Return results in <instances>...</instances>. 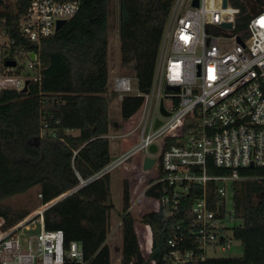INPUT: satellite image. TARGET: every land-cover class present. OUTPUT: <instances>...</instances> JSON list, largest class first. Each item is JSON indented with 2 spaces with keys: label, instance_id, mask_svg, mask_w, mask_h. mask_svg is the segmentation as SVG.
I'll list each match as a JSON object with an SVG mask.
<instances>
[{
  "label": "trees",
  "instance_id": "16d2710c",
  "mask_svg": "<svg viewBox=\"0 0 264 264\" xmlns=\"http://www.w3.org/2000/svg\"><path fill=\"white\" fill-rule=\"evenodd\" d=\"M119 66L133 74L140 93L151 89L164 24L173 0H117ZM240 9L235 32L244 30L249 16L243 0H228ZM264 1V0H263ZM16 45H32L15 35ZM39 82H30L26 93L0 94V230L29 216L32 210L15 212L2 201L38 188L40 206L69 192L43 213L44 228L61 231L64 246L79 242L86 264H110L106 244L112 209L110 176L81 186L110 161L108 96V0H81L78 13L69 19L39 50ZM142 98L127 96L119 103L122 122L134 116ZM74 132L77 135H74ZM170 142V141H168ZM207 175L225 176L230 171L207 164ZM238 180L228 184L231 210L222 201L216 214L223 222L238 221L242 255L208 258L188 264H264V169L238 170ZM152 182V180H150ZM217 185L207 184V200L214 204ZM144 196L159 200L155 185ZM201 196L192 189L175 212L161 205L143 214L139 222L150 230V253L145 258L130 212L126 180L121 185L120 264H168L172 251L201 253L197 228L192 227L190 207ZM257 198V199H255ZM212 208V206H211ZM224 226V227H223ZM174 240V247L167 242ZM180 239H182L180 241Z\"/></svg>",
  "mask_w": 264,
  "mask_h": 264
},
{
  "label": "built area",
  "instance_id": "2783aa9c",
  "mask_svg": "<svg viewBox=\"0 0 264 264\" xmlns=\"http://www.w3.org/2000/svg\"><path fill=\"white\" fill-rule=\"evenodd\" d=\"M192 3L172 2L147 94L140 93L134 78L119 77L111 82L119 103L127 96L143 100L132 130L122 136H106L133 143L82 182L85 185L121 167L133 168V159L141 155L142 167L145 158L154 160L152 167L156 165V176L147 182L144 192L159 185L161 198L149 199L170 214L184 196L198 188L201 196L191 205L190 214L201 253L172 251L166 257L168 264L203 260L205 248L214 243L227 249L229 243L220 238L222 222L216 214L226 200L228 184L239 179V169L251 164L264 169V1H250L253 10L244 2L249 19L237 33L240 9L228 0L225 8L222 0H198L196 7ZM80 4L81 0H0V94L20 93L25 81L39 82L42 42L56 33L58 22L76 15ZM224 23L231 28H222ZM15 35L34 49L16 45ZM9 61L15 66H6ZM161 102L167 117L160 114ZM156 120L160 125L154 128ZM151 146L154 153L149 152ZM208 161L229 170L230 175H207ZM209 182L217 185L218 199L212 205L206 197ZM68 194L0 230V264H86L79 242L65 247L61 231L44 228V211ZM224 208L227 211L226 202ZM21 239L26 240V249H22ZM167 244L174 247L175 242L169 239Z\"/></svg>",
  "mask_w": 264,
  "mask_h": 264
},
{
  "label": "rangeland",
  "instance_id": "374dc122",
  "mask_svg": "<svg viewBox=\"0 0 264 264\" xmlns=\"http://www.w3.org/2000/svg\"><path fill=\"white\" fill-rule=\"evenodd\" d=\"M226 43L228 45L230 44V42ZM119 77H129L131 78V81L134 78L131 72L123 70L119 66L118 1L108 0V96L114 94L111 82L114 78ZM108 115L110 128L107 136H122L123 133L132 130L137 122V114L132 116L126 122H122L119 115V101H117V97H111ZM74 135H77V133L74 132ZM127 138H129V136H123V139ZM108 141L111 157L110 162H113L120 155L122 150L128 149L133 143L132 140H125L122 142L121 139L110 138H108ZM132 163L134 164L133 168H129L130 166H127L128 168L121 167L113 170L109 174V192L112 209L109 217V229L106 244L110 251V264H120L121 236L119 213L121 210V185L123 180H126L128 183L130 193V212L135 220L134 229L138 241L139 243L142 241L140 243L142 254L147 258L150 253V230L149 227L141 224L139 220L143 214L154 211L157 208V204L154 201L144 196V189L147 182L156 176V165L148 171H143L141 155L136 156ZM37 190L38 188H32L24 194L3 200L2 204L11 207L15 212L32 210L33 208L36 210L40 207V199L37 197ZM226 208L227 212L231 210V194L229 190L226 193ZM223 224L226 229L220 231V238L225 239L229 243V247L221 250V247L217 243H214L205 248V257L237 258L242 255L240 234L231 229L233 226L239 225V222L226 218ZM20 243L22 249H26V240L21 239ZM32 246H35L34 241L32 242ZM145 246H147V249H145Z\"/></svg>",
  "mask_w": 264,
  "mask_h": 264
},
{
  "label": "water",
  "instance_id": "95a60500",
  "mask_svg": "<svg viewBox=\"0 0 264 264\" xmlns=\"http://www.w3.org/2000/svg\"><path fill=\"white\" fill-rule=\"evenodd\" d=\"M197 1L198 0H193V3H192V6L193 7H196L197 6ZM259 4H261L263 2V0H257ZM245 4L247 5V7L250 9V10H253L252 6L250 5V2L249 0H244ZM222 7L225 8L226 7V0H222ZM66 22L65 21H60L57 23V26H56V32L59 31L65 24ZM222 28H225V29H230L231 28V24L230 23H224L221 25ZM237 42L238 43H241L240 40L237 38ZM31 57H33V55H31ZM6 66L8 67H14L15 66V63L12 62V61H9V62H6L5 63ZM29 84L28 81H25V87L23 88V90L21 91V93H26L27 91V85ZM169 91H176L177 89L176 88H169L168 89ZM159 111H160V114L162 117H167L169 114L167 112L164 111L163 109V106H162V102L160 103V108H159ZM160 125V121L159 120H156L155 121V126L154 128H157L158 126ZM149 152L150 153H154L155 152V147L154 146H151L149 148ZM154 164V160L153 159H150V158H145L144 159V162H143V171H148L151 169L152 165ZM250 168H252V164L250 165ZM84 184L82 183L80 185L83 186ZM2 223V220L0 219V224Z\"/></svg>",
  "mask_w": 264,
  "mask_h": 264
},
{
  "label": "crops",
  "instance_id": "0c3cea01",
  "mask_svg": "<svg viewBox=\"0 0 264 264\" xmlns=\"http://www.w3.org/2000/svg\"><path fill=\"white\" fill-rule=\"evenodd\" d=\"M33 212H34V211H33ZM33 212H32V213H33ZM151 212H152V211H151ZM32 213H31V214H32ZM140 230H141V229H140ZM149 235H151V234H149ZM141 237H142V232H141ZM137 239H138V238H137ZM141 242H142V241H141ZM141 242H140V243H141ZM138 243H139V241H138ZM140 243H139V246H140ZM150 245H151V240H150ZM145 247H146L145 249H147V246H145ZM149 250H150V248H149ZM140 251H141V248H140ZM141 253H142V251H141ZM142 255H143V254H142ZM143 256H144V255H143Z\"/></svg>",
  "mask_w": 264,
  "mask_h": 264
},
{
  "label": "flooded vegetation",
  "instance_id": "af4514ba",
  "mask_svg": "<svg viewBox=\"0 0 264 264\" xmlns=\"http://www.w3.org/2000/svg\"><path fill=\"white\" fill-rule=\"evenodd\" d=\"M252 1V0H249V2Z\"/></svg>",
  "mask_w": 264,
  "mask_h": 264
},
{
  "label": "bare ground",
  "instance_id": "6f19581e",
  "mask_svg": "<svg viewBox=\"0 0 264 264\" xmlns=\"http://www.w3.org/2000/svg\"><path fill=\"white\" fill-rule=\"evenodd\" d=\"M35 214V213H34Z\"/></svg>",
  "mask_w": 264,
  "mask_h": 264
}]
</instances>
